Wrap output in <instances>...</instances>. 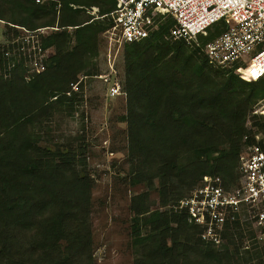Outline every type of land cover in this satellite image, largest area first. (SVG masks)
I'll use <instances>...</instances> for the list:
<instances>
[{"label": "trees", "instance_id": "1", "mask_svg": "<svg viewBox=\"0 0 264 264\" xmlns=\"http://www.w3.org/2000/svg\"><path fill=\"white\" fill-rule=\"evenodd\" d=\"M91 6L98 8V17L87 13ZM114 6L115 0H0V11L9 9L16 16L7 20L0 14V18L12 24L30 30L53 26L58 12L61 27L42 38L43 48L55 50L45 70L27 81L3 79L0 73V262L4 264H24L12 260L10 251L20 245L19 236L26 231H34L38 239L30 247L40 252L29 264H79L75 258L89 249L90 178L67 175L75 154L54 144L41 145L33 127L51 114V105L72 98L69 83L76 81L79 71L93 68L97 41L112 25L108 13ZM167 20L155 34L123 46L128 152L135 161L131 173L157 163L153 176L158 178L162 205L169 198L178 201L186 196L185 186H197L203 174L219 175L226 185L234 182L243 136L249 132L244 125L247 107L264 95V76L244 81L211 66L200 46L165 39L163 34L174 24ZM223 29L222 22L214 24L206 36H199L201 45ZM4 63L0 60V67ZM171 68L180 69L178 78ZM251 117L264 136V115ZM222 121L228 124L227 131L219 128ZM182 150L189 154L186 161ZM145 196H134L131 234L135 244L148 239L154 246H135L141 252L135 264H264V246L260 255L257 245H211L183 211H150ZM244 233L238 219L223 229L233 244ZM58 242H65L64 250L59 251ZM57 252L60 259L50 257Z\"/></svg>", "mask_w": 264, "mask_h": 264}, {"label": "rangeland", "instance_id": "2", "mask_svg": "<svg viewBox=\"0 0 264 264\" xmlns=\"http://www.w3.org/2000/svg\"><path fill=\"white\" fill-rule=\"evenodd\" d=\"M97 11L96 6H91L87 13L98 17ZM0 14L7 20L16 18L9 9L4 12L0 11ZM58 18L59 13L57 12L53 26H42L34 30L0 18V60L2 63L5 62L0 67L3 79L14 76L16 79L27 81L38 72L45 70L55 50L51 46L43 48L42 38L47 37L52 31L61 29L57 26ZM166 21L168 20L165 19L164 22ZM68 30H71V27ZM97 43V52L91 59L93 68L87 67L79 71L76 81L69 83V94L71 92L75 94L65 103L51 105V114L48 117L44 116L39 121L40 123L34 124L33 130L37 132L41 145L54 144V146L57 145L75 154L76 162L66 170L67 175L87 174L90 178L91 195L87 218L90 231L89 249L81 254L80 258H75V260L79 259L77 263L135 264L141 254L140 249L135 246H154V243L148 239L142 244H135L133 241L131 226L134 196L144 193L146 195L144 200L150 211L174 209L178 201L174 197H168L169 199L167 198L166 203L162 205L158 178L153 176L156 162L149 167L141 166L142 168L136 169L135 173H131V165L135 161L128 152L129 133L125 119L127 115L126 96H110L108 93L109 84H106L100 76L109 73L106 62V39L102 34ZM175 62L178 65L180 63L178 60ZM115 67L117 69L116 80L121 91L125 92V85L128 82L122 49L117 54ZM172 72L178 78L180 69L178 72L176 68H171ZM217 80L220 81V79ZM181 102L182 100H179V103ZM255 104L256 102L247 107L244 125L249 129L247 134L260 133L261 141H264L263 131L259 125L253 123L254 120L251 117V110ZM227 127L228 124L225 121L220 123L221 130L227 131ZM182 155L183 161H186L189 154L183 151ZM172 156L174 157L173 153ZM231 172L236 173V166ZM193 186H185L183 195H187L194 188ZM45 210L49 211L48 208ZM238 217L240 229L245 232L244 236L239 239L235 238L236 241L234 240L233 244L223 235L222 231L220 246L257 245L262 255L260 247L264 246V239L257 237L255 229L247 218V212L241 211ZM246 231H253V235L250 237ZM143 234L148 233L143 231ZM35 235L33 230L21 233L20 245L10 251L12 260L24 264L37 261L39 249L33 250L30 247L37 242L38 238ZM58 243L61 245L59 251L67 246L65 242ZM58 255L57 252L51 254L50 257L60 259ZM67 255H69L68 251Z\"/></svg>", "mask_w": 264, "mask_h": 264}, {"label": "built area", "instance_id": "3", "mask_svg": "<svg viewBox=\"0 0 264 264\" xmlns=\"http://www.w3.org/2000/svg\"><path fill=\"white\" fill-rule=\"evenodd\" d=\"M108 15L112 25L102 36L109 73L100 76L109 84L110 96H126L116 80L118 52L125 44L155 34L165 19L174 24L163 37L200 46L211 66L249 82L264 76V0H116ZM218 22L224 29L201 45L199 36H206ZM256 114L264 115V95L251 110V115ZM260 135L243 136L235 182L226 185L219 175L203 174L200 183L174 206L200 227L202 240L211 245L220 246L224 226L238 219L241 211L247 212L257 237L264 239V141Z\"/></svg>", "mask_w": 264, "mask_h": 264}, {"label": "crops", "instance_id": "4", "mask_svg": "<svg viewBox=\"0 0 264 264\" xmlns=\"http://www.w3.org/2000/svg\"><path fill=\"white\" fill-rule=\"evenodd\" d=\"M116 1V0H115Z\"/></svg>", "mask_w": 264, "mask_h": 264}]
</instances>
